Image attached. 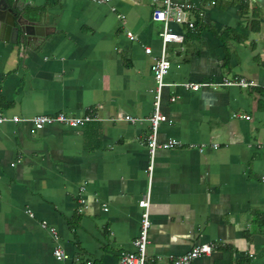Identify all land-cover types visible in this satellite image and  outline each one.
<instances>
[{"label": "crops", "instance_id": "obj_1", "mask_svg": "<svg viewBox=\"0 0 264 264\" xmlns=\"http://www.w3.org/2000/svg\"><path fill=\"white\" fill-rule=\"evenodd\" d=\"M212 1L191 0L194 29L171 23L183 41L166 47L160 109L173 121L157 137L182 145L158 149L152 170L151 66L164 27L153 1H18L45 36L0 38V115L96 119L0 123V264H119L136 250L146 193L148 264H174L206 242L212 253L190 264H264V0ZM236 76L253 84L223 85ZM56 246L69 257L56 258Z\"/></svg>", "mask_w": 264, "mask_h": 264}, {"label": "built area", "instance_id": "obj_2", "mask_svg": "<svg viewBox=\"0 0 264 264\" xmlns=\"http://www.w3.org/2000/svg\"><path fill=\"white\" fill-rule=\"evenodd\" d=\"M97 2H104L106 0H94ZM154 3V8L152 11V18L156 21H162L164 23L163 30L160 33L162 39V52L159 56L154 58L151 69L154 75V78L157 83L156 95H155V108L152 115L149 117V121L151 124V132L148 135L147 146L149 149V153L151 155V164L149 165V170L153 169L154 165V156L158 149H172L175 147H180L182 145V141L176 138L168 139L166 141H159L157 137L158 128L163 121L172 122V119H169L167 115H165L160 109V93L161 88L163 86L164 77L168 73L171 63L167 58L166 47L170 42H182L183 35L176 32L171 23H177L180 25H187L188 28L194 29L196 25V20L190 16V13L194 11V5L191 0H152ZM215 3V0L212 1ZM199 15H202V11H198ZM128 35L131 39H135V35L132 32H128ZM145 51L147 53L152 52V48L150 46L145 47ZM253 83L248 81L244 77L236 76L234 78L224 79L223 85L225 86H242L248 87ZM187 87L192 89H199L202 84L200 83H186ZM174 100V99H173ZM238 114H234L237 116ZM118 119H126L134 121L135 118L131 115H124L122 113L118 114ZM96 119V116L92 114H84L81 116H73L68 115L64 112H59L55 114H37L33 116H20L13 115L8 117L7 115H0V123L6 120H12L14 122H31L34 128L42 129L46 125L50 124H62L71 127H80L85 125L86 123L93 121ZM262 180L264 181V175L262 176ZM80 202L84 203L85 199L81 198ZM139 205L142 208V215L140 220V229L137 238L134 241L136 246L135 251H122L119 254V264H148L149 261H155V257L149 255L148 253V245H149V229L151 226L150 219V197L149 194H144L140 200ZM31 216L33 213L28 211ZM42 226L48 228L50 233L57 238L58 231L55 226H50L47 221L42 222ZM216 243L214 242H206L203 244H198L192 247L188 252L179 255V256H171L170 259L174 264H190L193 260L197 259L200 256L211 254L215 248ZM54 255L56 258L63 260L69 257V254L60 246H56L54 248ZM160 258V257H158Z\"/></svg>", "mask_w": 264, "mask_h": 264}, {"label": "water", "instance_id": "obj_3", "mask_svg": "<svg viewBox=\"0 0 264 264\" xmlns=\"http://www.w3.org/2000/svg\"><path fill=\"white\" fill-rule=\"evenodd\" d=\"M18 1L0 0V38L21 43L42 40L46 28L35 17L27 16L26 8Z\"/></svg>", "mask_w": 264, "mask_h": 264}, {"label": "rangeland", "instance_id": "obj_4", "mask_svg": "<svg viewBox=\"0 0 264 264\" xmlns=\"http://www.w3.org/2000/svg\"><path fill=\"white\" fill-rule=\"evenodd\" d=\"M119 260V259H118Z\"/></svg>", "mask_w": 264, "mask_h": 264}]
</instances>
